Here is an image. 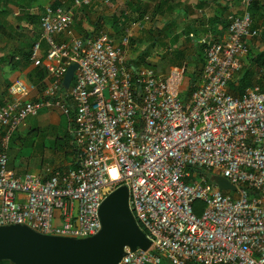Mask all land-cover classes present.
<instances>
[{"label":"built area","instance_id":"1","mask_svg":"<svg viewBox=\"0 0 264 264\" xmlns=\"http://www.w3.org/2000/svg\"><path fill=\"white\" fill-rule=\"evenodd\" d=\"M96 0L45 6L39 43L47 44V80L15 79L0 107V226L25 225L47 235L85 238L101 228L99 206L120 185L150 241L117 264H264V83L242 96L229 91L259 30L249 11L256 0H238L223 35L203 39L199 84L183 88L185 69L164 75L135 67L120 43L99 31L55 41L75 10ZM77 67L67 88L68 65ZM55 106L67 116L73 164L18 174L8 166L9 141L29 116ZM235 190H221L210 176ZM202 203L199 214L192 204ZM55 211L60 223L54 225Z\"/></svg>","mask_w":264,"mask_h":264},{"label":"crops","instance_id":"2","mask_svg":"<svg viewBox=\"0 0 264 264\" xmlns=\"http://www.w3.org/2000/svg\"><path fill=\"white\" fill-rule=\"evenodd\" d=\"M262 1L256 0L255 9L262 11ZM61 3L68 6L72 0H0V107L9 102L8 85L15 79L28 82L36 79L37 85L41 82L38 74L43 70L46 75L41 80L45 86L48 47L41 40L37 55L32 58V46L40 39V16L44 7ZM238 6V0H96L75 10L70 27L54 38L57 43L69 45L74 38L104 31L120 43L122 36L129 35L127 57L131 63L135 67H156V72L162 76L173 64L186 65L191 60V56L185 54L195 51L190 43L197 46L204 57L201 41L223 35L227 14ZM159 54L169 59L159 61ZM203 64L204 60L201 69ZM38 86L37 95L41 96L43 89ZM37 121L35 127L23 121L10 139L8 166L18 174H38L45 167H57L49 166L50 157L42 161L39 149L38 153L33 152L38 142L28 143L33 148L29 154L23 150L25 146L28 148L25 138L41 126L50 125L47 113L38 114ZM21 138L25 144L18 140ZM72 157L70 163L63 166L73 164L75 156Z\"/></svg>","mask_w":264,"mask_h":264},{"label":"water","instance_id":"3","mask_svg":"<svg viewBox=\"0 0 264 264\" xmlns=\"http://www.w3.org/2000/svg\"><path fill=\"white\" fill-rule=\"evenodd\" d=\"M77 67L72 61L63 76L69 86ZM221 190H235L222 176H210ZM129 193L120 185L99 206L100 230L85 238L61 237L36 232L25 225L0 226V261L12 264H117L125 248L147 249L150 241L139 227L128 203Z\"/></svg>","mask_w":264,"mask_h":264},{"label":"rangeland","instance_id":"4","mask_svg":"<svg viewBox=\"0 0 264 264\" xmlns=\"http://www.w3.org/2000/svg\"><path fill=\"white\" fill-rule=\"evenodd\" d=\"M263 2L264 0L261 2L262 5L260 7L262 8V11L254 9V11L252 12L250 10L253 23L255 27L258 28L259 32L250 41L249 54L244 59L241 70L239 71V73L235 74L232 80L229 82L230 83L229 91L231 92L234 89L235 96H242L241 90L237 89L236 86L239 85L238 78L243 75L244 71L247 68H250L251 70L249 71V73H251L249 79L252 85H255V84L262 85L264 83V68L260 66V63L264 62V7H263ZM190 46H191V49H195V51L192 52L191 50H189V52L185 54L191 56V60L188 61L186 65H181V63H179V64H173V66L171 67V68L184 67L185 69V80L183 84L184 89H187V87L191 85L190 84L191 80H193L194 84L200 83V80H201L200 73H202V69L200 67L204 60V57L202 53L199 51V49L197 48V46L195 48L194 45L191 43H190ZM157 56H158L159 61L165 62L167 59H169V56L163 57V58L161 54ZM173 56H175V53L173 54ZM175 59H173L172 61L174 62ZM146 67H152L155 71L158 70L156 67L154 68L151 65L146 66ZM164 68H166V66ZM167 70L169 69H166L165 72ZM33 82L36 84V79L35 81L33 79ZM44 88L45 86L43 87V90ZM40 113H47L49 115L50 125L41 126L38 130L33 132L27 138H25L28 148L25 146L23 147V150L26 152V154H29L33 150V148H31L30 145H28V143L31 144L32 142L35 141V142H38L39 145H38V148H36L33 152L38 153V149H39L38 154L42 157V161H46L44 157H48V158L50 157L49 166L53 165V166L58 167V166H63L64 163L66 164L70 163V161L73 158L72 156L74 155V153L71 150V145H70L71 142H70L69 137H70L71 129L69 128V122H68L67 116L64 115L59 108L52 106V105L41 108L38 114ZM38 114L29 115L24 121H29L31 125L34 127L38 126V121H37ZM15 132L16 131H14L13 134ZM13 134H12L13 137L11 136L12 139L14 138V135H15ZM21 139H18V140L24 142L23 138ZM59 223H60V220L58 218V212L55 211L54 225H58ZM7 263L11 264L10 262H7ZM161 264H166V261L162 260Z\"/></svg>","mask_w":264,"mask_h":264},{"label":"trees","instance_id":"5","mask_svg":"<svg viewBox=\"0 0 264 264\" xmlns=\"http://www.w3.org/2000/svg\"><path fill=\"white\" fill-rule=\"evenodd\" d=\"M255 7H256V1L253 2V4L250 6L249 9L253 12L254 9H255ZM251 18H252V16H251ZM253 26L255 27L254 23H253ZM256 28H257V27H256ZM260 66L264 68V62H261V63H260ZM249 71H251L250 68H247V69L244 71L243 75H242L241 77L238 78L239 85H237L236 88L239 89V90H241L242 95L244 94V93H243V92H244V89H245L247 86L252 85V83L250 82V79H249V78H250V74H251V73H249ZM40 72H41V73H39L38 76L40 75L39 79H40L41 82L37 83V85H39V86H38L39 89L42 90L43 87H44V85H43L41 79L44 77L45 73H44L43 70L40 71ZM234 82H235V80H234ZM234 82H233V83H234ZM192 83H193V80L190 81V84H192ZM229 84H230V83H229ZM231 92H233L232 94L235 96V90L233 89ZM69 138H70V142H71V136H70ZM10 139H11V138H10ZM9 142H10V141H9ZM71 143H72V142H71ZM70 145H71V150H72L73 153H74V152H75V148H74L75 146L72 145V144H70ZM192 208H193V212H194L195 214H199V213L201 212V209H202V203H201L200 201H195V202L192 204ZM7 262H10V261H0V264H8ZM10 263H11V262H10ZM11 264H12V263H11Z\"/></svg>","mask_w":264,"mask_h":264}]
</instances>
